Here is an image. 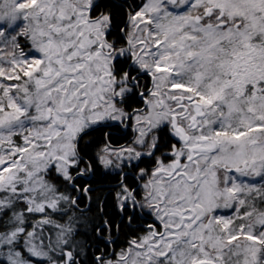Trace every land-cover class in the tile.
<instances>
[{
  "label": "snow or ice",
  "instance_id": "snow-or-ice-1",
  "mask_svg": "<svg viewBox=\"0 0 264 264\" xmlns=\"http://www.w3.org/2000/svg\"><path fill=\"white\" fill-rule=\"evenodd\" d=\"M0 264H264V0H0Z\"/></svg>",
  "mask_w": 264,
  "mask_h": 264
}]
</instances>
